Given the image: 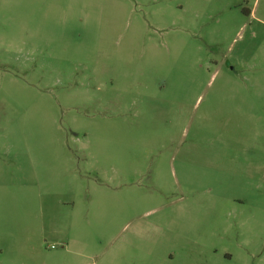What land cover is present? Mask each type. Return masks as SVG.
Here are the masks:
<instances>
[{
  "label": "rangeland",
  "instance_id": "1",
  "mask_svg": "<svg viewBox=\"0 0 264 264\" xmlns=\"http://www.w3.org/2000/svg\"><path fill=\"white\" fill-rule=\"evenodd\" d=\"M0 264H264V0H0Z\"/></svg>",
  "mask_w": 264,
  "mask_h": 264
},
{
  "label": "crops",
  "instance_id": "2",
  "mask_svg": "<svg viewBox=\"0 0 264 264\" xmlns=\"http://www.w3.org/2000/svg\"><path fill=\"white\" fill-rule=\"evenodd\" d=\"M254 14V12L252 11V12H250V15H253Z\"/></svg>",
  "mask_w": 264,
  "mask_h": 264
}]
</instances>
